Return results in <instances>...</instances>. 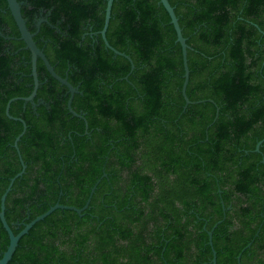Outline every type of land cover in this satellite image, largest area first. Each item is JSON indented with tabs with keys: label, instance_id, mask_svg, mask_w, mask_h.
<instances>
[{
	"label": "trees",
	"instance_id": "trees-1",
	"mask_svg": "<svg viewBox=\"0 0 264 264\" xmlns=\"http://www.w3.org/2000/svg\"><path fill=\"white\" fill-rule=\"evenodd\" d=\"M68 89L31 53L0 0V210L19 242L9 264H264V0H169L188 51L159 0H18ZM88 128V130H87ZM88 131V133H86ZM106 175L107 177H103ZM98 181L100 183L97 185ZM96 187L92 194V189ZM10 244L0 220V260Z\"/></svg>",
	"mask_w": 264,
	"mask_h": 264
},
{
	"label": "water",
	"instance_id": "water-1",
	"mask_svg": "<svg viewBox=\"0 0 264 264\" xmlns=\"http://www.w3.org/2000/svg\"><path fill=\"white\" fill-rule=\"evenodd\" d=\"M160 4L163 5V7L166 9V11L168 12L170 18H171V24L174 26V29L176 31L177 34V42L181 45L182 47V55H183V64H184V83H183V88H182V94L184 96V99L186 101V107L188 105L194 104L192 101H190V99L187 96V87L189 84V80H190V69L188 66V51L191 49V47L188 45L187 43V39L184 37L183 35V31L182 28L180 26L179 23V19L176 15L175 12V7H173L171 5V3L169 2V0H159ZM8 3V8L12 14V17L17 25V28L20 32V40L24 41L25 43V49L29 50L31 53V65H32V77L34 80V89L32 94L27 97V98H14L12 100L9 101L7 108H6V113L7 116L10 119L16 120L21 122L24 125L23 128V132L20 134V136L16 139V143H15V148L18 149V143L21 140V138L24 136L26 130H27V125L26 123L19 118H14L11 114H10V107L12 102L16 101V100H23L25 102H31L33 104V107L36 108L37 104L34 102L35 97L37 95L38 89L40 87V81L38 79V60H41L48 73L56 80L58 81L61 85L65 86L68 89V93H69V100H68V110L70 112V114L73 117H77L79 119H82L86 122L87 121L85 119V114L82 113H77L73 107H72V103H73V99L74 96L78 93H80L79 88L78 87H74L67 78H63L61 76H59L56 72L54 67L51 65V63L49 62L48 58L46 57L45 53L43 50H41L35 40V34L31 33L28 26H27V21L26 19L23 17L22 14V5L23 3L19 2L18 0H7ZM113 3L114 0H108L107 1V8H106V15H105V24H104V28L101 31V35H102V39L104 41V44L106 46L107 49L111 50L112 52H114L115 55H119V56H124L126 57L131 63H132V68L134 69L135 66L133 64V61L131 59L130 56L126 55L125 53H122L118 50H116L113 46H111V44L109 43L108 39H107V31L109 28V24H110V20L112 17V8H113ZM40 25V24H39ZM88 130V128H87ZM86 133H88V131H86ZM264 140H262L261 142L258 143L256 150L260 151L261 146L263 145ZM20 160H21V164H22V171L20 173H18L10 182V185L8 187V189L6 190V192L4 193L2 200H1V210H0V220L2 222V225L4 227V229L6 230V232L9 235V239H10V244L8 246L7 251L4 253L3 257L0 260V264H9V262L12 260L16 249L19 245V242L21 240V238L25 235H27L29 233V231L39 222L43 221L45 218H47L48 216H50L51 214H53L55 211L57 210H71L74 212H77L78 214L82 215V213L88 209L90 202H91V198L89 199V201L87 202L86 206L82 209L76 208L74 206H65V205H61V204H56L55 206L51 207L46 213L42 214L41 216L37 217L35 220L31 221L29 224H26L24 229L22 231H20L17 235L13 232L11 226L9 225V223L7 222L6 216H5V210H6V200L8 197V194L10 193V191L13 188V185L15 183V181L22 177L26 171V164L24 163L20 153ZM103 177H107L106 175H104ZM100 183V181H98L97 185ZM97 185L92 189L91 192V197L92 194L95 192ZM210 235V244L212 246V250H213V260L212 263L213 264H217V253L215 251V249L213 248V243H212V233H209Z\"/></svg>",
	"mask_w": 264,
	"mask_h": 264
},
{
	"label": "flooded vegetation",
	"instance_id": "flooded-vegetation-1",
	"mask_svg": "<svg viewBox=\"0 0 264 264\" xmlns=\"http://www.w3.org/2000/svg\"><path fill=\"white\" fill-rule=\"evenodd\" d=\"M21 3H23V5H24V2H21ZM23 5H22V6H23ZM45 21H46L45 18H41L40 16L35 17V26H36V28H37V32L33 33V34H35V36L39 33L40 27H41V25H42ZM39 24H40V25H39ZM4 30H5V28H2V27L0 26V35H2V36L5 37V34L3 33ZM30 32H31V31H30Z\"/></svg>",
	"mask_w": 264,
	"mask_h": 264
}]
</instances>
